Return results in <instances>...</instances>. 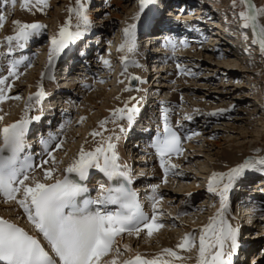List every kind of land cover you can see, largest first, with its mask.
<instances>
[{"label": "snow or ice", "instance_id": "1", "mask_svg": "<svg viewBox=\"0 0 264 264\" xmlns=\"http://www.w3.org/2000/svg\"><path fill=\"white\" fill-rule=\"evenodd\" d=\"M9 2L14 6L16 0H3L5 4ZM154 2L155 0H140V12L133 19L139 20L140 13ZM239 4L244 6L238 13L241 27L251 29L252 45L257 46L264 57V25L260 23L264 8L258 9L253 0H239ZM232 6H237V0H232ZM20 7L22 10L35 8L43 12L49 7V0H21ZM67 11L68 19L60 26L57 34L51 37L48 65L45 72L41 73V80L46 76L52 78L50 71L56 60L70 44L81 39L91 23L83 0H75V7H69ZM5 21L6 16L0 13V29ZM13 24L14 34L5 37L8 54L14 51L13 42L16 48L23 49L46 28L41 23H24L18 20L13 21ZM135 29L136 24H129L123 29L124 44L118 50L127 46L128 52L135 51ZM244 38L247 39V36ZM168 43L175 49L176 45L171 40ZM181 43L186 44L184 41ZM2 56L4 53H0V57ZM24 59L10 61L7 75L0 76V104L8 99H21L18 95H8L12 88L8 80L9 77L19 79L17 69L24 63ZM101 59L106 67H110L109 60ZM121 63L124 65V72H127L129 64L139 66L127 56L121 58ZM26 66L32 65L29 63ZM177 67L180 68V65ZM180 70L182 74H190L184 69ZM131 79L140 78L133 76ZM124 91H129V88L126 87ZM45 95L41 83L38 91L28 97L20 119L0 127V197H3L4 203L14 204L22 209L28 224L36 233L31 234L17 223L0 217V264H173L174 261L184 264V261L191 259L192 257L183 256L171 248L162 249L150 259L139 252L120 259L126 252L132 251L130 245L119 243V238L123 235L139 238L142 232H146L147 237L151 238L164 227L160 219L164 213L159 209L163 197L157 195L159 185L151 186L152 194L148 197L151 202L149 215L144 211L138 193L130 187L132 178L128 165L120 163L116 143L121 139L120 135L114 133L104 137L91 151H86L81 146L77 156L63 169L62 178L57 177L56 173L60 172L58 165L63 161L57 160L53 152L49 151L51 143L56 140L54 135L49 134L48 139L42 138L40 141L48 159H43L38 165L33 162L31 155L25 153V149L30 147L26 137L29 125L39 117L30 116L29 112L33 103L39 104ZM133 99L135 98H130ZM194 111L199 112L198 109ZM223 111L225 110L207 115L217 116ZM138 112L136 105L129 107V102L126 101L123 108L115 109L112 113L113 123L126 118L131 126ZM162 118L163 134L158 133L153 147L164 170L163 182L167 183L169 172L179 167L171 163V157L182 155L183 148L180 135L168 123L166 109H162ZM3 119L4 116L0 115V121ZM83 119L82 117L81 122ZM184 119L191 120L192 116L185 115ZM107 122L101 121L100 127L103 128ZM119 131L124 133L126 129L121 126ZM90 135L95 138L102 134L93 131ZM198 135V132H193L185 138L191 140ZM63 143V140L58 141L55 148L59 150ZM49 164L53 167H45ZM37 169L42 172L40 177L34 174ZM91 169L103 173L109 182L98 186L95 197L89 195V187L84 183L88 180ZM250 172L264 175V156H250L227 172H214L210 176L207 191L219 198V207L209 217L207 224L198 230L186 232L176 245L177 249L187 253L195 249L196 264H233L232 258L239 248V227H234L229 222V194ZM184 214L180 213L174 219H179V215ZM41 237L44 243L41 242Z\"/></svg>", "mask_w": 264, "mask_h": 264}, {"label": "rangeland", "instance_id": "2", "mask_svg": "<svg viewBox=\"0 0 264 264\" xmlns=\"http://www.w3.org/2000/svg\"><path fill=\"white\" fill-rule=\"evenodd\" d=\"M83 2L87 9V15L94 19L91 24L93 23L95 27V33L93 32L91 40L92 42L95 40L96 43L101 42L99 45L102 46L103 44V48L100 47L94 51L96 53L94 56H97L94 58L97 61V68L95 69L97 77H90L86 80L89 86L87 90L78 88L76 91L80 97L74 105V114L70 123L71 128L63 143V150H59L57 153L59 156H56V158L59 157L60 159L62 157L61 161H63V165H60L61 168L72 162L71 160L77 156L81 145L86 148L85 142H94L92 146L98 144L101 137L96 136V140H94L89 135L90 133L97 131L103 137L107 131L110 133L112 127L119 129L122 121L117 120L113 123V116L107 117L110 114L109 111L108 114H105L103 110H105L106 104L110 101L109 91H118L119 93V90H121V98L125 97V94L128 95V92L123 93L124 87L122 89V86L126 84L124 75L120 74V78L118 76L121 73V57L119 58V56L126 54L127 46L123 50H119L120 52L118 49L124 44L123 29L129 24H136L138 20H134L133 17L136 13L140 12V0H97L96 2L83 0ZM215 2L219 10L212 13L214 25L219 24V22L223 25L225 23V28L236 37H238L239 33L240 35L242 33L244 37L246 35L247 41L242 43L246 47V50L236 51L234 48L230 50L227 47L226 51L220 49V51L218 50L216 53H213L214 46H209V49L205 46L207 49L199 53L197 52L198 54L193 55V58L187 57L182 59L181 65L185 67L186 71L192 73L187 79L188 82L186 84L188 88L182 89L185 85H181V83L185 79H178L177 77L183 74L176 72L174 73L175 81H163L168 85V88L160 87L162 90L160 93L158 88L154 87L152 89V93H154V90H157L158 94L163 98L172 96L173 98L176 97L175 100H178V98L179 100H183L184 102L180 103V107L184 113L195 115L194 119L197 123L194 126L197 128L195 130L199 135L196 136L193 142L186 145L187 147L190 145L189 152L186 155V159H184L186 162L182 161V159L178 160V163L182 161L180 164L184 165L178 169L177 178L172 176L166 184L168 187H163L167 193L164 202H169L166 206L161 205L159 207L161 208L160 211L164 213L162 215L164 218L163 229L151 238H148L146 233H144L139 238L127 239L132 242L131 248L133 250L144 245L146 247L145 250L140 251L143 254L147 253L149 257H151L150 253L155 256L162 249L169 248L167 246L163 247L161 244L164 238L180 242L177 240L183 234L191 232V229H200L196 226L202 227L207 224L209 217L215 213L219 206V198L209 193L207 186L210 176L214 173L215 167L213 166L218 162L217 156L221 152H234L233 149L237 150L235 152L237 161H235L233 167L243 163L250 156H264V57L261 56L259 48L252 45L253 32L251 29L240 28L239 31V28L236 27L237 25L241 26L242 22H240L238 13L244 9L243 5L239 4V0H237L235 8L232 6V0H215ZM1 3L2 1L0 5ZM20 3L21 0H16L13 6L9 2L6 11L2 12L6 16V21L3 28L0 29V42L3 44L6 41L5 37L14 34L15 27L13 21L18 20L24 23H41L46 25V28L42 30L44 43L40 51V55L44 58V66L35 65L36 63L34 62L33 66L22 70V75H19V79H24L25 83H23L26 86H23V89L19 92L13 93L14 96H20V100H14L13 105L0 111V115L4 116V122L0 121L3 126L12 122L16 114L23 112L28 97L38 91V86L42 81L44 82L42 84H45L44 88L48 89L47 85L50 79L46 76L41 81V73L45 72L48 65V50L50 47V42L48 44L45 43L51 35H55L59 31L60 26L68 19L69 13L67 9L75 7V0H49L50 5L43 12L37 11L35 8L25 11L21 9ZM169 3V0H155L151 5L158 4L168 8ZM254 5L258 9L264 8V0H255ZM92 6H96L97 8H92ZM149 9L148 7L145 8V10ZM32 10L35 12L31 13ZM142 14L140 13L141 18L145 13ZM263 17L261 16L260 18L262 25ZM75 22V17H73V24ZM86 38V41L81 46V50L87 44L90 45L92 43L89 42L88 36ZM231 40L240 43V40L235 37L231 38ZM106 48L110 51L108 54L105 51ZM89 49L93 50V48ZM194 52H196L195 49L191 54H195ZM140 54L141 52L138 55H131V60L133 61L137 58L138 62H140ZM109 56L111 57L109 59L110 67H106L101 58L106 59ZM166 58L164 59L163 57V60H166L164 64L170 68L176 67L179 63L176 61L178 57L171 59L170 56H166ZM161 65L163 66V64ZM134 67L136 68L135 65ZM52 71L51 69L50 75H52ZM125 75H127L126 72ZM149 87L151 85H148ZM102 92L104 94L100 97ZM197 109L199 112L194 111ZM218 110L225 111L217 116L207 115V113L217 112ZM82 117L84 119L81 122ZM105 120L108 122L105 124L106 127L104 125L103 129L100 127V122ZM70 135L73 136L71 137ZM87 136L91 138H88V140L86 139ZM215 142L218 145H213ZM117 148H120L118 144ZM258 149L260 150L259 152L256 151ZM123 155L126 156V153ZM37 174L35 173V175ZM156 175H159L158 171L154 174V176ZM245 181L249 183L250 188H254V186L261 187L262 182H264V175L250 172L245 176ZM261 189L263 196L258 199L259 202L264 204V186ZM188 204L187 208L189 207L190 209L184 212L183 210ZM262 208V214L259 217H264V205ZM13 209L15 207L8 208L5 207V204L0 205V215L7 218L13 217L14 215H11L14 211ZM181 211L185 214L179 215V219H174ZM169 213L171 215H168ZM170 220L173 223H170ZM263 233L264 221L263 223L259 222L255 224V228L251 229V237L256 238L255 241H257L256 248L264 247ZM155 237H158V239ZM191 253L186 252L184 256H189ZM195 257L196 255L191 259Z\"/></svg>", "mask_w": 264, "mask_h": 264}, {"label": "bare ground", "instance_id": "3", "mask_svg": "<svg viewBox=\"0 0 264 264\" xmlns=\"http://www.w3.org/2000/svg\"><path fill=\"white\" fill-rule=\"evenodd\" d=\"M1 1H3V0H0V2ZM87 2H89V1H91V0H86ZM187 6H195L194 4H193V1L194 0H182ZM196 1H198L199 3L201 2V1H203V0H196ZM210 3H212V5H214L215 7H217V5H216V2H213L212 0H208ZM207 2V1H206ZM209 2H207V3H209ZM2 4V3H1ZM50 5V4H49ZM1 6V5H0ZM93 7V6H92ZM91 8V7H90ZM93 8H97L96 6H94ZM149 8V7H148ZM206 8V6H201V7H199V6H197L196 5V7H195V9H194V11L193 12H191L190 14H203V13H210V10L211 9H205ZM25 11H27V10H25ZM25 11H24V13H25ZM146 12H151L152 11V8H150L149 10H145ZM177 11V10H176ZM35 11L34 10H32L31 11V13H34ZM17 13V12H16ZM23 13V12H22ZM31 13H27V14H31ZM216 15V14H215ZM202 16V15H201ZM90 18V21L91 22H93L94 21V19L92 18V17H89ZM205 20H204V22H206V24H210L211 26L212 25H214V23H212V21L210 20V18H208V21H206L207 20V15H205L204 17H203ZM213 19V18H212ZM262 21H263V25H264V17L262 18ZM140 23H142V21H141V19H140ZM137 24V23H136ZM199 25H201V24H199ZM199 25H197V26H199ZM204 24H202V26L201 27H204L203 26ZM217 25H218V23H217ZM223 26V25H222ZM94 26H93V23L91 24L90 23V25H89V27H88V32H92V28H93ZM199 29H204V28H199ZM197 29H194V31H196ZM214 30H216V28H213V30L212 31H214ZM95 33V32H94ZM158 34L159 33H150V34H147V35H145V36H147V37H155V36H158ZM217 34V35H216ZM85 35V34H84ZM206 35V34H205ZM98 36V35H97ZM212 37H217V38H219V39H217V38H215L214 39V42H216V41H218V42H222V46H224V47H228L229 45H228V43H232V42H230V41H228V40H226V39H221V37H220V35H219V33L218 32H215V36H212V35H210V40H213L212 39ZM202 39V38H201ZM192 40L193 42H195V43H202L203 45H204V47L203 46H201L202 47V49L200 50V46L198 47L197 46V48H195V51L196 52H194L195 54H191V52L192 51H194V49H192V50H187L185 53L187 54L186 56H184L185 54H181V56H182V58H184V57H190V58H193V55H197L200 51H204V49L206 50L207 48L209 49L210 47V45H207L206 44V42L204 41V40ZM95 41V40H94ZM197 41H200V42H197ZM96 42V41H95ZM164 44L162 45V46H171V44H169L168 43V40H166V41H164L163 42ZM172 43H175V42H172ZM46 44V43H45ZM206 44V45H205ZM209 44V43H208ZM176 45V47H175V49L176 48H178V47H183V46H185V45H188L189 46V44H183V46H181L182 45V43H176L175 44ZM228 45V46H227ZM47 46V45H46ZM207 48H206V47ZM236 46V45H235ZM234 46V47H235ZM196 47V46H195ZM214 47H215V45H214ZM216 48V47H215ZM213 49V53H216V51H218L219 49ZM229 48V47H228ZM228 48H226L224 51H226ZM237 48V47H236ZM44 49V48H43ZM199 51H198V50ZM160 50H162V47L161 48H158V49H155V50H153L154 52L155 51H160ZM230 50H232V49H230ZM139 52H143V50L141 51V49H140V51H138L137 49H135V51L134 52H128V50L126 49V54L125 55H120V57L122 58V57H125V56H127L128 58H129V60L130 61H132L131 60V55H138V53ZM166 52V51H165ZM198 52V53H197ZM156 54V53H155ZM189 54H190V56H189ZM141 55V54H140ZM151 58V57H150ZM143 58L141 57V59L140 60H142ZM134 61L136 62V63H138V59L136 58V59H134ZM157 61L158 60H156V62H154V66H156L155 64L157 63ZM141 62V61H140ZM146 64H147V62H146ZM160 64V63H159ZM35 65H38V66H44V58H42V56L40 55L38 58H37V60H36V64ZM146 67V66H145ZM158 67H159V65H157L156 66V68H155V70H156V72H160V70H158ZM137 71H140V72H137ZM7 73H8V69H4L3 71H2V73H1V75L0 76H6L7 75ZM126 74L127 75H129V74H135V75H138V77L140 78V83H141V81H142V83L140 84V86H144V84H143V81H144V76H146V74H145V71L142 69V66L140 65V66H136V68L134 67V65L133 64H129V66H128V69H127V72H126ZM104 75V74H103ZM140 75V76H139ZM178 79H182V78H184L183 80L184 81H182V83H181V85H185V87L184 88H182V89H186V88H188L187 87V79L189 78V74L188 75H185V74H183L182 76H179V77H177ZM142 79V80H141ZM24 79H21V80H19V79H17L16 81L15 80H12V81H10V79L8 80V83L9 84H11L12 85V88H11V90L9 91L10 92V94H9V96H14L13 95V93L14 92H19L21 89H23V86H26L24 83H25V80L23 81ZM61 80H63V78H60V80L59 81H61ZM42 81V80H41ZM24 82V83H23ZM43 82V81H42ZM41 82V83H42ZM50 82V81H49ZM48 82V89L47 90H50V91H53L54 89H58V88H60V85H56V83L54 82V83H49ZM44 83V82H43ZM55 84V85H54ZM148 82L147 83H145V86L146 87H148ZM45 85V84H44ZM43 85V86H44ZM108 85V84H107ZM126 85L127 84H124L123 86H122V89H123V87H124V89L126 88ZM153 85V84H152ZM139 86V87H140ZM64 87V86H63ZM146 87H144V88H142L141 90H139L138 91V88H135V87H129V91H124L123 90V93L124 92H128L127 94L128 95H126L125 94V97H123V98H121L120 97V92H121V90H119V93H118V91L117 92H115V91H109L108 92V95L110 96L109 98H110V101H109V103L108 104H106V108H105V110H103L104 111V113L106 114H108V111H109V113H111L110 112V110H112V109H117L118 107H116V106H120L121 105V103L123 102V100L126 98H128L129 96H131L132 94H136L137 95V97H139L140 96V100H139V111H140V109H141V106H142V100H141V98H143L142 96V92H145V95H146V93L148 92V90H151V89H149V88H146ZM154 87H156V86H153L152 88H154ZM44 88V87H43ZM44 90H46L45 88H44ZM46 90V91H47ZM136 92V93H135ZM103 92L101 93V95H100V97L101 96H103ZM151 94V93H150ZM106 95V94H105ZM144 95V96H145ZM178 95V94H177ZM55 96V95H54ZM60 98H62V96H59V98H57V99H60ZM119 98H121V99H119ZM177 100V99H176ZM178 100H179V98H178ZM171 101H175V98L174 99H172ZM13 103H14V99H8V100H6L4 103H2V104H0V109H3V110H5V109H7L8 107H10L11 105H13ZM91 104V103H90ZM24 110V109H23ZM113 111V110H112ZM23 113L24 112H21V113H18V114H16V116H15V118L12 120V122H10L9 124H11V123H13V121H17L22 115H23ZM139 115V112L135 115V117H137ZM4 122V121H3ZM112 122V121H111ZM2 123V122H1ZM122 124V123H121ZM127 124H128V122H127V119L125 118V126H127ZM8 125V124H7ZM112 125V124H111ZM3 126V125H2ZM105 127H106V125H105ZM104 129V128H103ZM112 129V128H111ZM149 128H147L146 130H148ZM145 130V131H146ZM111 131V130H110ZM187 131H188V129H187ZM109 131H107V133H108ZM189 132V131H188ZM107 133H105V134H107ZM89 134V133H88ZM109 134V133H108ZM90 135V134H89ZM71 137L73 136V135H70ZM92 137V136H91ZM91 137H89V136H87L86 137V139H88V138H91ZM99 137H101V138H99V141H98V143H100L101 142V140L104 138V137H107V135H103V137L102 136H99ZM96 138V137H95ZM94 138V140H96ZM83 139V138H82ZM89 140V139H88ZM91 140V139H90ZM93 140V141H94ZM83 142V141H82ZM85 144V147L86 148H84V149H89L90 148V146L92 145V144H94V142H90V143H84ZM218 145V143H213V145ZM82 146V145H81ZM80 146V147H81ZM220 147V146H219ZM63 147H61L60 149H62ZM29 149V148H28ZM59 149V150H60ZM32 149H30V151H31ZM233 151L234 152H231V151H224V152H221V154H219L218 156H217V160H218V162L213 166V167H215L214 168V172H225L226 170H228V169H230V168H232L233 167V165L235 164V161H237V159H236V156H235V152H237V150L235 151L234 149H233ZM117 152H118V154H119V157H120V161L121 162H123L124 160H125V158H123V152H124V150H117ZM189 152V149H187V152L185 153V155H183V157L182 158H180V159H182V161H185L184 159L186 158V155H187V153ZM55 157H56V155H55ZM142 157V156H141ZM45 158H48V156H45ZM147 158V157H146ZM61 159H62V157H61ZM59 157H57V160H61ZM137 161H139V162H141V161H143L141 158H137L136 159ZM181 161V162H182ZM150 162L152 163V160H150ZM180 162V163H181ZM186 162V161H185ZM177 163V162H176ZM180 163H178V164H180ZM50 165V164H49ZM63 165V164H62ZM182 165V164H181ZM52 167H53V165H51ZM68 165H66V166H63L62 168H61V170L63 171V169L64 168H66ZM39 177L42 175V172H41V170H40V172H39ZM56 175H57V173H56ZM147 175V174H146ZM60 176V175H59ZM182 177V176H181ZM262 183H264V182H262ZM258 185V184H257ZM166 187H168V186H166ZM260 190H262V189H260ZM255 191H259L258 190V188L257 187H255ZM256 193V192H255ZM246 200H247V198H245ZM249 201H251V200H249ZM161 205H163L162 203L160 204V206L159 207H161ZM247 205V204H246ZM15 205L14 204H5V207H8V208H11V207H14ZM251 212V210L249 209L248 211H247V214H249ZM20 213V211L17 209V207L15 208V210L13 211V213L11 214V215H14L16 218L15 219H17V215H20L19 214ZM246 215V214H245ZM244 215V216H245ZM0 217H4V218H6V219H8L7 217H5V216H1L0 215ZM142 234V233H141ZM129 236V235H128ZM156 239H158V237H155ZM156 239H153V240H156ZM168 238H164L163 239V243H161L162 245H163V247H165V246H167V247H169V248H171V249H174V250H179V251H177V252H179L180 254H182V252H180V251H182V250H180V249H177L176 248V245L179 243V242H174L173 240H167ZM152 240V241H153ZM162 241V240H161ZM119 243H120V241H119ZM129 243H130V241L129 240H126V242H125V244H128L129 245ZM156 243H158V242H156ZM121 244V243H120ZM122 245V244H121ZM145 246L144 245H142L140 248H137L136 250H133L132 249V251L131 252H126L125 253V255L123 256V257H121L120 259H126V258H128L129 256H134L135 255V253L136 252H139L140 253V250H145ZM142 252V251H141ZM149 254V253H148ZM150 255H151V257H153L154 255H152V253H150ZM126 257V258H125ZM149 257V256H148ZM185 262H187L188 264H196V260H195V258L194 259H191V260H186Z\"/></svg>", "mask_w": 264, "mask_h": 264}, {"label": "water", "instance_id": "4", "mask_svg": "<svg viewBox=\"0 0 264 264\" xmlns=\"http://www.w3.org/2000/svg\"><path fill=\"white\" fill-rule=\"evenodd\" d=\"M132 102H130V107L134 104L135 105V103H134V100H131Z\"/></svg>", "mask_w": 264, "mask_h": 264}]
</instances>
